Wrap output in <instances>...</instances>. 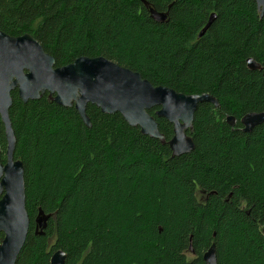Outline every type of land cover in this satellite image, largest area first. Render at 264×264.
<instances>
[{
  "label": "trees",
  "instance_id": "obj_1",
  "mask_svg": "<svg viewBox=\"0 0 264 264\" xmlns=\"http://www.w3.org/2000/svg\"><path fill=\"white\" fill-rule=\"evenodd\" d=\"M145 1L168 20L152 19L143 0H0V30L32 35L57 68L104 57L154 86L207 93L220 105H199L188 132L195 150L176 157L174 126L159 108L149 113L165 142L119 113L89 104L88 127L48 93L24 103L13 91L30 217L17 264H50L57 250L66 264H206L213 243L218 264H264V123L247 133L241 122L264 112V76L247 65L254 58L264 67V16L254 0ZM0 130L5 164L1 117ZM39 208L53 214L44 236L35 234Z\"/></svg>",
  "mask_w": 264,
  "mask_h": 264
},
{
  "label": "water",
  "instance_id": "obj_2",
  "mask_svg": "<svg viewBox=\"0 0 264 264\" xmlns=\"http://www.w3.org/2000/svg\"><path fill=\"white\" fill-rule=\"evenodd\" d=\"M260 16H264V0H254ZM151 18L164 23L169 12H159L143 0ZM212 14L199 33L206 34L215 21ZM250 70L264 67L254 58L247 59ZM18 90L19 98L27 103L39 100L48 93L49 99L59 106L77 110L83 122L91 127L87 114L89 104L97 106L104 114L122 115L141 133L165 142L158 122L149 111L159 108L157 116L174 126V135L168 142L173 156L179 157L195 150V142L188 132L193 129L195 113L200 104L211 103L219 108L218 100L210 94L186 95L165 86H154L138 72L119 66L104 57H80L72 64L55 66V58L47 53L32 35L11 36L0 30V117L7 141V161H1L0 147V264H17L30 230V217L26 207L25 169L21 160L15 159L16 135L9 112L13 105L11 93ZM234 127L236 118L228 116ZM244 132H251L264 123V112L250 113L242 119ZM1 132V130H0ZM53 214L39 208L35 218L37 236H44ZM63 250L54 252L50 264H66ZM206 264H218L216 244L203 255Z\"/></svg>",
  "mask_w": 264,
  "mask_h": 264
},
{
  "label": "flooded vegetation",
  "instance_id": "obj_3",
  "mask_svg": "<svg viewBox=\"0 0 264 264\" xmlns=\"http://www.w3.org/2000/svg\"><path fill=\"white\" fill-rule=\"evenodd\" d=\"M199 195H200V196H204V195H203V194H201V193H200Z\"/></svg>",
  "mask_w": 264,
  "mask_h": 264
}]
</instances>
